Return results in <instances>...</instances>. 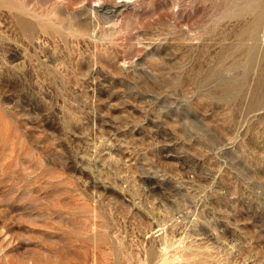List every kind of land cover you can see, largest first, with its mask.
Wrapping results in <instances>:
<instances>
[{"label": "rangeland", "instance_id": "rangeland-1", "mask_svg": "<svg viewBox=\"0 0 264 264\" xmlns=\"http://www.w3.org/2000/svg\"><path fill=\"white\" fill-rule=\"evenodd\" d=\"M0 264H264V0H0Z\"/></svg>", "mask_w": 264, "mask_h": 264}]
</instances>
